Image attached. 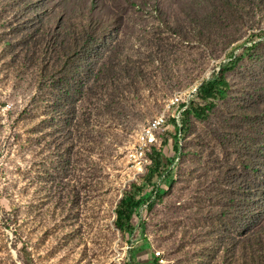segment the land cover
<instances>
[{"label": "rangeland", "instance_id": "obj_1", "mask_svg": "<svg viewBox=\"0 0 264 264\" xmlns=\"http://www.w3.org/2000/svg\"><path fill=\"white\" fill-rule=\"evenodd\" d=\"M32 1L0 0V264H28V258L32 264H133L132 255L140 264H160L157 251L162 252L165 264H249L253 244L235 249L228 219L207 215L232 197L233 212L257 201L258 221L250 232L264 239V159L256 153L257 145L264 142V129L250 124L238 131L242 141L251 138L255 145L248 154L236 148L225 152L210 136L207 123L193 120L182 139L181 113L200 85L220 74L231 56L235 58L264 37L247 32L218 59H210L200 54L192 34L185 29L172 31V24L183 26L198 0L165 4L137 0L139 5L132 7L111 39L120 45L119 54L125 60L121 66L128 76L122 109L99 117L97 109L102 107H87V120L91 114L95 124V140L88 144L86 126L81 125V134L73 133L81 138L71 140L72 132L68 136L66 127L56 126V121L36 133L34 128L46 117L41 111L25 112L36 90L38 62L26 56L25 48H14L18 38L9 23H20L17 18ZM92 4L93 0H42L41 11L45 25H50L60 18L87 15ZM97 4L100 13H111L114 8V0ZM147 28L150 33L145 32ZM11 55H18L16 65L11 64ZM150 55L164 58L178 73L151 81L152 67L147 65L144 75L138 74L135 61L151 62ZM202 67L206 69L203 75L192 83ZM224 75L230 83L227 101L232 106H238L239 93L246 95L249 107L264 106V72L256 62L229 69ZM176 98L179 102L168 109L165 130L156 134V142L138 167L139 160L131 157L138 149V137ZM241 107H246L243 102ZM107 132L109 136L103 137ZM183 149L186 156H182ZM159 154L164 165L173 161L172 187L162 182L164 177L148 175ZM245 162L255 167L248 174L242 166ZM226 169H236L233 184L226 183L230 178L223 176ZM219 176L225 180L220 187L215 184ZM143 181L151 201H155V184L168 193L150 213L149 203L135 209L132 234H123L114 224L117 203L133 183ZM219 189L225 192L218 195Z\"/></svg>", "mask_w": 264, "mask_h": 264}, {"label": "trees", "instance_id": "obj_2", "mask_svg": "<svg viewBox=\"0 0 264 264\" xmlns=\"http://www.w3.org/2000/svg\"><path fill=\"white\" fill-rule=\"evenodd\" d=\"M97 1L93 0L92 8L87 15L82 14L79 18L64 17L55 24L45 25L41 11L42 0H34L31 6H24V14L21 13L17 18L21 20L20 23H9V28L18 38L14 48H25L26 56H31L33 61L38 62L36 90L28 109L25 110V112L41 111L46 117L34 128L36 133L48 130L56 121V126L66 127L68 136L72 132L69 138L71 140L74 136L82 137L73 133L81 134L80 127L84 125L87 128V143L90 144L95 140L94 129H92L95 124L91 114L87 120V107L93 105L102 107L97 109L99 117L112 116V113L108 111L114 108L122 109L120 106L124 100V80L128 76L121 66L123 58L119 54L120 45L113 44L111 39L119 32L132 7L139 3L137 0H114V8L111 13L106 14L100 13ZM168 2L170 0H158L157 3ZM197 3L194 5L193 13H187L188 20L183 26L172 24V31L180 33L185 29L192 34L200 45V54H205L210 59H218L225 50L238 43L247 32H258L264 37V0H198ZM145 32L150 33L151 29L147 28ZM222 33H225V37H222ZM7 45L13 46L11 43ZM160 51L165 53L164 49ZM17 57L18 55H11V64H17ZM138 59L140 60L135 61L134 69L138 74L144 75L147 65H150L152 67L151 81L157 82V79L163 75L171 77L173 71L178 73L177 70L168 66L164 58H155L150 55L151 62H145L142 58ZM231 59L221 66L220 74L197 90L182 113L183 135L181 138L184 139L190 123L197 120L210 124V136L220 142L225 152L236 148L248 154L255 145L252 144L251 138L242 141L238 131L250 124L251 126L258 124L264 129V106L256 103V106L249 107L247 97L242 93L236 95L235 101L238 106H232L227 101L230 98V83L228 76L226 77L224 73L239 65H246L248 62H256L264 72V40L244 48L235 58L231 56ZM205 70V67H202V71L192 80V83L199 79ZM225 102L228 107L227 112L224 108ZM242 102L246 107H241ZM250 108L253 111H249ZM108 134V132L104 133L103 137L109 136ZM177 148L178 151L182 149L179 143ZM256 153L264 159V142L257 145ZM186 154L187 152L183 149L182 156ZM172 165L173 161L164 165L159 154L148 169V175L158 179L164 177L162 182L172 187L174 179ZM242 166L248 169L246 174L255 169L246 162ZM261 166L264 170V162ZM235 171L236 169L223 171V176L230 175V178L226 180L227 184L230 181L234 183ZM217 181L215 184L218 187L225 184L223 177L219 176ZM146 187L145 181L141 184L133 183L117 203L114 224L121 233L132 234L134 228L132 217L135 209L149 203L147 208L150 213L157 202L168 193L162 186L155 184V201H151V196L144 193ZM224 192L219 189L218 195ZM231 193L236 195V192ZM233 200L234 197L232 201L227 200L225 206L207 216L227 218L231 226L229 231L234 248L238 249L240 246L249 248V244L252 243L249 264H264V239L261 235L250 232L252 226L258 221L257 201L251 202L246 210L236 209L233 212L229 206ZM217 231L219 232V229ZM220 231L222 234L226 233L223 230ZM132 262L140 264L133 255ZM27 263L32 264L30 258Z\"/></svg>", "mask_w": 264, "mask_h": 264}, {"label": "built area", "instance_id": "obj_3", "mask_svg": "<svg viewBox=\"0 0 264 264\" xmlns=\"http://www.w3.org/2000/svg\"><path fill=\"white\" fill-rule=\"evenodd\" d=\"M178 102H179V98L174 99L171 105L167 107V110L165 109L163 113L158 115L152 122H150L149 125L144 129V131L138 137V149L135 151L134 154L131 155L133 159L139 160L138 167L140 168L142 167V157H144L145 151H147V149L156 142V134L163 128L165 130V126L168 121V112H169L168 109H170V107L173 104H176ZM189 102L190 99L188 100V103L185 104L186 108L188 107ZM154 254L156 256L157 261L160 264H165V258L161 251H157Z\"/></svg>", "mask_w": 264, "mask_h": 264}, {"label": "water", "instance_id": "obj_4", "mask_svg": "<svg viewBox=\"0 0 264 264\" xmlns=\"http://www.w3.org/2000/svg\"><path fill=\"white\" fill-rule=\"evenodd\" d=\"M244 47H246V46H242L241 48H244ZM203 84H201L200 86H202Z\"/></svg>", "mask_w": 264, "mask_h": 264}, {"label": "clouds", "instance_id": "obj_5", "mask_svg": "<svg viewBox=\"0 0 264 264\" xmlns=\"http://www.w3.org/2000/svg\"><path fill=\"white\" fill-rule=\"evenodd\" d=\"M180 133H181V130H180Z\"/></svg>", "mask_w": 264, "mask_h": 264}]
</instances>
